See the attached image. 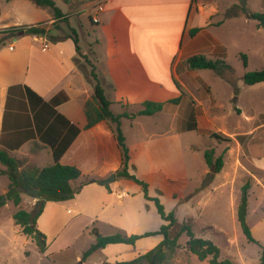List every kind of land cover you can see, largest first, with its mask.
<instances>
[{
	"label": "crops",
	"instance_id": "0c3cea01",
	"mask_svg": "<svg viewBox=\"0 0 264 264\" xmlns=\"http://www.w3.org/2000/svg\"><path fill=\"white\" fill-rule=\"evenodd\" d=\"M12 2L18 9L15 13L12 9L3 13L0 8V24L3 19L8 21L0 25V31L38 24L47 26L55 22L54 17H50L48 22L37 19L25 22L26 5L9 0ZM194 2L97 0L94 4L85 3L81 10H91L93 14L89 17L99 20L94 37L88 35L94 39L93 49L92 45L90 49L81 47V29L84 31V26H73L71 15L61 9L69 18V29L73 28L78 33L81 55L95 58L96 72L107 98L113 102L111 110L115 115L134 114L130 110L137 113L146 101L181 106L182 96L176 86L181 82L178 65L198 51L205 50L198 39L209 32L208 25L201 23L202 16L195 13ZM84 11L77 13L85 16ZM50 29L47 27L48 35H19L0 46V150L16 158L21 170L29 167L41 169L54 164L56 149L69 142L59 163L82 171V177L74 186L78 188L86 179L96 180L95 183L84 184L72 200L46 203L37 221V228L47 237L46 254L53 252V246L58 243H61L60 249L69 248L84 231H92L90 227L96 223L110 226L127 236L159 231L161 222L150 215H159L154 201L145 198L141 186L118 177L122 156L112 126L101 122L93 129H86L85 104L94 93L88 67L82 62L74 41L64 37L53 39ZM193 29L200 31L191 37ZM45 42L49 43L46 50L43 49ZM29 90L36 96L30 97ZM58 95L67 100L54 107L55 114L46 103ZM178 98H181L179 104L169 103ZM155 116L121 119V128L130 148L129 173L149 185L151 198L160 197L158 182L189 175L186 170L179 169L174 173L171 168L178 161L167 153L172 149L180 152V136L191 131H180L178 124H170L166 132L148 130L145 125L151 122L144 119ZM74 128L80 130L76 136ZM127 129L134 137L127 136ZM154 150L158 153L157 158L152 154ZM0 170H5V167L2 165ZM132 170H136V174ZM114 173L117 175L115 182L110 185L100 183ZM3 176L7 177L0 175ZM8 186L0 197L6 196ZM29 198L22 194L21 208L25 205L33 208L39 202ZM173 198L177 196L173 195ZM141 200L144 202L142 207ZM94 227L101 234L99 225ZM163 240L162 235H155L142 238L135 245H108L96 252L100 255L95 263L115 264L134 260ZM79 260L82 263L80 256L77 257ZM82 264L92 263L86 260Z\"/></svg>",
	"mask_w": 264,
	"mask_h": 264
},
{
	"label": "rangeland",
	"instance_id": "374dc122",
	"mask_svg": "<svg viewBox=\"0 0 264 264\" xmlns=\"http://www.w3.org/2000/svg\"><path fill=\"white\" fill-rule=\"evenodd\" d=\"M15 1L26 5V15L20 13L24 15L25 22L35 19L48 22L53 17L49 8L39 7L32 0ZM54 1L71 15L73 26H84V31L81 29V47L90 49L92 45L93 49L94 39L88 35L94 37L97 24L91 23V10L81 9L85 3L94 4L97 0H71L72 7L67 6L64 0ZM0 8L3 13L9 9L13 13L18 10L9 0H0ZM193 8L202 16L201 23L208 25L209 31L198 39L205 50L194 55L220 59L226 65L220 71L199 72L188 71L184 65L178 66L181 106L165 103L162 114L159 112L157 116L152 115L155 116L152 119H144L151 122L145 125L148 130L160 132H166L170 124H178L180 131L186 130L193 116L197 122L196 130L181 133L180 152L173 149L166 152L178 161L173 163L172 171L186 170L189 175L186 178L178 176L177 180L169 177L158 182L161 187L159 198L167 211L175 213L180 223H192L197 238L211 240L218 246L220 259H230L237 264H259L264 251V83L249 86L243 78L247 72L264 69V25L249 19L241 13V9L264 13V0H195ZM82 11L86 12L85 16L77 13ZM66 20L69 21V18L47 25L51 27L53 39L59 40L72 34L68 26L70 23ZM6 22L3 19L0 25ZM1 34L0 39L3 38ZM242 55L247 56L248 67H245ZM83 57L86 59L81 58L82 62L90 72L95 67V58L92 55ZM130 112L136 113L135 110ZM126 132L128 137H134L128 129ZM214 134L223 135L230 141L219 140ZM207 150H214L215 160L223 156L224 166L219 174H213L207 166L204 157ZM152 154L157 158L156 150ZM135 171L132 170L134 174ZM8 183L7 177H0V194ZM247 184L250 185L247 221L256 243L247 240L238 221L242 189ZM29 200L39 199L30 197ZM142 203L143 200L141 207ZM25 206L22 209L33 211L36 208ZM19 209L9 201L0 206V264H80L81 259L77 261V257L83 258L84 251L96 242L95 232L98 230L94 226L99 225L101 235L120 233L110 226L96 223L90 227L92 231H84L69 248L60 249L61 243H58L53 246V252L42 254L15 223L13 214ZM150 215L161 222V226L164 224L159 215ZM187 240L186 235L180 238V248L167 264H209V259L200 261L186 250ZM98 255L92 254L87 261L96 264Z\"/></svg>",
	"mask_w": 264,
	"mask_h": 264
},
{
	"label": "trees",
	"instance_id": "16d2710c",
	"mask_svg": "<svg viewBox=\"0 0 264 264\" xmlns=\"http://www.w3.org/2000/svg\"><path fill=\"white\" fill-rule=\"evenodd\" d=\"M32 1L39 7L49 8L53 12L55 23L62 19H66L64 13L56 5L54 0ZM64 2L70 4L71 0H64ZM241 13L245 14L249 19L258 22L260 26L264 25V13H254L249 11L247 8L241 9ZM90 20L92 23H94L92 18H90ZM65 22L68 23V20ZM199 31L200 29L191 30L190 36H195V34H197ZM21 32H24L25 35L35 36H45L49 34L47 26L45 27L42 24L23 28H9L0 32V34L2 33L1 35H3V38L0 39V46L6 45L9 41L17 38ZM71 32V35H68L64 38H71L76 45L79 56L83 59H86V57H83V55L80 53V40L77 31L72 28ZM242 57L244 59L245 67H248L247 56L242 55ZM181 65H184L188 71H220V69L226 65V62L220 59H210L203 54H197L190 56L183 64L180 63L178 66ZM88 77L93 86L94 93L92 98L85 104V112L88 121L86 129H93L101 122H107L112 126L115 138L117 140V145L122 156V166L117 173L118 177L124 178L142 187L145 198L147 200L154 201L157 211L163 219L164 224L161 226L159 231L149 232L142 235L127 236L119 233L111 236H103L100 233L95 232L96 242L91 245V247L83 254L82 263L85 262L92 254L106 248L108 245H135L136 242L142 238L162 235L164 240L151 251L139 256L134 260L118 262L115 264H167L171 259L174 258L177 250L180 248V238L183 235H186L188 237L186 242V250L196 255L200 261L209 259V264H237L230 259H220L221 251L218 246H216L211 240L197 238L190 221L180 223L174 212L166 211L165 206L162 204L159 197L151 198L149 196V185L146 182L129 173L130 149L127 145L126 138L121 128V119H134L139 116H152L161 112L165 103L146 101L142 104L141 109L135 114L124 113L122 115H115L111 110L113 102L107 98L95 67H92ZM243 79L245 84L249 86L264 83V69L260 71L247 72ZM176 86L179 87L177 83ZM28 92L30 97L36 96V94H34L31 90ZM65 100H67L66 97L61 98V95H58L49 103H46V106L50 107L56 114L54 107L58 106V104ZM180 101L181 98H178L169 102L172 104H179ZM196 129L197 122L195 116H193L186 130L193 131ZM74 131V135L76 136L80 130L74 128ZM214 137L222 141H230L229 138L224 137L223 135L214 134ZM69 144L70 143L68 142L67 145L62 146V148L56 149L55 163L41 169L37 167H29L25 170H21L20 162L16 158L12 157L7 151L0 150V163L5 167V170H0V175H6L10 180L8 191L6 193L7 201L13 202L17 208H20L13 214V219L15 223L20 226L21 233L30 238L36 244L42 254L47 252L48 243L46 235L37 228V221L43 214L46 203L65 202L72 200L80 192L84 184L96 182L94 179H86V181L78 188L74 186V183L82 177V171L75 166H65L59 163L60 156L65 152ZM204 157L207 166L212 169V173L219 174L224 166L223 156H220L215 160L214 150H207L204 153ZM20 188L35 189L38 191L39 202L33 211L29 212L20 207L22 204L23 194ZM249 189V184L245 185L242 189V197L238 208V221L247 240L251 243H256L247 221L249 210ZM103 264L112 263L104 262ZM259 264H264V251Z\"/></svg>",
	"mask_w": 264,
	"mask_h": 264
},
{
	"label": "water",
	"instance_id": "95a60500",
	"mask_svg": "<svg viewBox=\"0 0 264 264\" xmlns=\"http://www.w3.org/2000/svg\"><path fill=\"white\" fill-rule=\"evenodd\" d=\"M23 35H24V32H21L20 36H23ZM116 178H117V175L114 173L109 178L100 181V183L102 185H110L111 183L116 181ZM20 190H21L22 193L26 194L27 196H30V197L35 198V199H38L39 193H38L37 190H35V189H24V188H20ZM6 201H7V197L6 196L1 197L0 205L3 204V203H6ZM80 264H82V263L80 262Z\"/></svg>",
	"mask_w": 264,
	"mask_h": 264
},
{
	"label": "built area",
	"instance_id": "2783aa9c",
	"mask_svg": "<svg viewBox=\"0 0 264 264\" xmlns=\"http://www.w3.org/2000/svg\"><path fill=\"white\" fill-rule=\"evenodd\" d=\"M93 22L96 24V23H98L99 22V20H98V18H93ZM48 47H49V43L47 42H45V44H43V49L44 50H46V49H48Z\"/></svg>",
	"mask_w": 264,
	"mask_h": 264
}]
</instances>
